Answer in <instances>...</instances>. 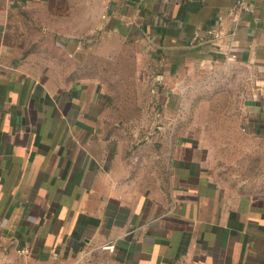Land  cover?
<instances>
[{"label":"crops","instance_id":"crops-1","mask_svg":"<svg viewBox=\"0 0 264 264\" xmlns=\"http://www.w3.org/2000/svg\"><path fill=\"white\" fill-rule=\"evenodd\" d=\"M235 1L108 0L103 29L140 46L160 108L204 62L244 66L241 123L264 141V0L233 24ZM52 5L0 0V264H264V194L223 183L202 140L180 135L156 158L142 148L136 166L167 154V177L150 164L156 181L131 176L114 98L74 78L77 35ZM210 29L221 36L190 45Z\"/></svg>","mask_w":264,"mask_h":264},{"label":"rangeland","instance_id":"rangeland-1","mask_svg":"<svg viewBox=\"0 0 264 264\" xmlns=\"http://www.w3.org/2000/svg\"><path fill=\"white\" fill-rule=\"evenodd\" d=\"M51 1L53 16L68 20L77 35L71 39L80 61L74 64L80 66L74 78L101 82L114 98L116 119L112 112L111 124L133 166L131 176L143 185L142 180L156 181L150 164L159 167L161 180L166 179L168 155L139 169L140 150L147 148L144 155L156 158L163 144L192 135L214 149L215 171L223 183L264 194V141L246 133L241 123L244 102L252 93L251 73L244 66L227 57L206 61L178 88L177 103L160 108L147 73L144 77L149 65L139 54L140 46L125 37L110 38L109 30L103 29L108 0Z\"/></svg>","mask_w":264,"mask_h":264},{"label":"built area","instance_id":"built-area-1","mask_svg":"<svg viewBox=\"0 0 264 264\" xmlns=\"http://www.w3.org/2000/svg\"><path fill=\"white\" fill-rule=\"evenodd\" d=\"M254 9L252 7V4L248 1V0H236L234 5L232 6V8L229 10V12L227 13V16H229V18L231 19L233 24H237L242 16L245 13H250L252 12ZM259 18H256V20H258ZM220 31H215V30H208L206 31L205 34H202L200 32H196L192 38V40L190 41V45H196L199 42H205L208 39H214V38H218L220 37ZM3 234L0 232V247H1V243L3 241ZM103 248L108 249V250H113L115 248L114 244H107L105 246H103ZM17 252L21 255H29L31 250L27 247H20L17 249Z\"/></svg>","mask_w":264,"mask_h":264}]
</instances>
